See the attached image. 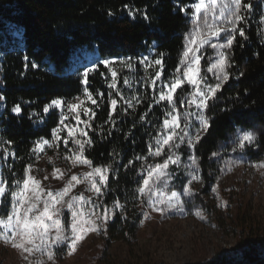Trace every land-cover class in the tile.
Segmentation results:
<instances>
[{"label":"trees","instance_id":"obj_1","mask_svg":"<svg viewBox=\"0 0 264 264\" xmlns=\"http://www.w3.org/2000/svg\"><path fill=\"white\" fill-rule=\"evenodd\" d=\"M190 2L192 0H0V96L4 97L0 110V173L10 190L14 180L23 178L25 166H34L31 149L35 142L41 137L51 140V130L59 123V113L50 110L45 115L44 105L57 97L71 101L82 95L84 86L79 83L82 68L76 67L82 53L95 54L99 60H117L114 66L118 70L117 87L126 96L124 77L136 74L140 102L133 110L113 92L118 104L112 113L116 123L112 124L107 86L111 74L103 65L96 66L98 70L90 74L88 87L99 107L87 104L96 115L89 121L92 128L84 129L93 141L91 146L85 145L84 154L94 165L111 163L113 166L101 209L112 208L114 201L124 205L123 209L114 210L108 222L106 234L104 232L106 245L119 241L130 246L142 221L140 199L134 198L142 162L135 157L147 155L149 143L154 144L152 137L164 119L166 102L156 105L152 89L142 86L143 66L137 64L136 71L129 72L118 61L128 57L138 61L145 55L155 58L157 53L163 52L162 79H171L184 35L190 28V17L181 13L179 7ZM243 2L252 5L250 11L242 10L245 20L239 27L244 29L245 36L236 34L229 53L231 67L226 69L229 80L216 98L209 101L212 107L205 115L209 117L210 128L194 149H189L185 143L177 150L183 163H191L189 156L198 157L199 175L206 187L215 183L216 176L226 170V151L247 164L264 162V0ZM130 10L134 17L128 15ZM154 40L156 45H153ZM33 63L38 67L33 68ZM202 67L208 82L217 83L206 73L207 65L203 63ZM156 70L159 66L149 68L148 72L154 75ZM98 92L103 96L97 95ZM177 93L182 94L181 90ZM149 103L152 109L141 122L140 116L148 111ZM15 105L21 107L19 115L11 111ZM185 110L195 111L178 104V111ZM80 116L81 120L89 119L83 112ZM71 120L68 117L65 124L71 125ZM77 127L84 128V125ZM243 131L251 132L256 139L244 150L232 151V141ZM60 135L67 136V131ZM69 147L77 146L70 140ZM4 149H8L7 159ZM59 151L66 152L62 142ZM214 152L219 155L213 156ZM129 160H133L135 167H124ZM148 162H153L151 157ZM170 171L174 175L167 191L182 194L191 179L190 174H186L189 170L171 165ZM10 206L9 191L2 211L6 213ZM257 232L254 228L249 231L246 246L238 257L224 254L200 264H264V234ZM245 233L242 231L240 236ZM56 253L60 258L64 254L61 247Z\"/></svg>","mask_w":264,"mask_h":264},{"label":"snow or ice","instance_id":"obj_2","mask_svg":"<svg viewBox=\"0 0 264 264\" xmlns=\"http://www.w3.org/2000/svg\"><path fill=\"white\" fill-rule=\"evenodd\" d=\"M127 7V6H125ZM191 9L188 12L187 9ZM250 3H244L243 0H192V2L179 7V11L186 17L191 18V28L185 33L183 38V47L178 57V63L171 75V79H162L164 71L165 53H157L155 58L142 56L138 61L131 57L120 59L118 63L126 67L129 72L136 71L137 64L144 67L145 77L144 87L151 88L153 93V103L160 105L165 103L164 119L159 125L156 134L152 137L154 144L149 143L148 152L145 156H136L135 160L141 161L138 171L140 179L137 181L134 198L140 199L141 203H146L154 212H159L161 216L167 213H186L185 205L187 201L182 196L192 195L190 185L192 181L200 180V166L198 157L189 156L190 164L183 163L180 154L177 151L182 144H187L189 149H194L203 136L207 134L210 123L209 117L205 115L206 110H210L212 105L209 101L214 100L217 93L222 89L225 82L229 80V72L226 70L231 67L230 50L238 33L241 37L245 36V31L239 25L245 20L242 10H251ZM109 15H112L109 12ZM129 16L134 17L133 11H129ZM147 20V15L144 16ZM224 42H219V41ZM156 45V41H153ZM206 46L213 49L216 58L210 60L206 73L212 75L217 83L210 84L208 77L202 74L201 60ZM151 47V46H150ZM227 50V51H226ZM27 59V57L25 58ZM104 68L111 74V82H107L110 89L108 102L111 106L109 112V121L115 124L112 113L116 111L118 101L112 95L120 97L128 108L135 110L136 104L140 102L137 93L133 91L131 97H126L117 87L118 70L114 67L117 60L103 59L99 61ZM154 75L148 72L149 68H156ZM33 68L38 67L36 63ZM96 68H88L82 74L79 83L83 85L82 95L75 96L71 101L62 97L52 99L43 107V113L48 115L50 110L55 109L60 112L59 123L52 128V139L41 137L37 140L31 149V152L39 156L48 148H58L62 142L66 153L64 159L70 161L73 167L78 165L86 166L89 170L79 175L73 174L64 184V187L58 190H51L42 186V181L32 175V165L25 166L22 179L13 181L11 190L7 182L0 178V243L10 245L17 250L27 264H45V261L29 257L39 254L40 257H47V261L55 264L56 249L62 245L67 246V254L72 255L78 244L85 239L89 233L100 234L103 230L106 234L108 222L112 220L114 210L123 209L119 201H114L112 208L104 207L103 197L107 194L109 184V173L112 170V164L94 165L93 161L85 156V145L91 146L93 141L88 138V132L84 129H91L90 120L96 115L92 108L87 104L99 107L93 93L89 90V76ZM103 76L104 73L101 72ZM123 83L126 87H132V80L124 77ZM187 85V88H185ZM181 90L178 95L177 90ZM97 95L103 96L98 92ZM4 100L0 96V101ZM179 107L186 109H195V111L185 110L183 113L178 111ZM66 109V111H65ZM152 109V103L148 105V111L140 116V121L144 122L148 112ZM12 113L19 115L21 113L20 105H15L11 109ZM88 117L87 120H81L80 113ZM69 114L75 120V125L65 124ZM35 115V113H33ZM181 116L183 121L181 122ZM31 118V117H30ZM83 124L84 128H78L77 125ZM199 125L198 127L196 125ZM194 130V134L193 131ZM67 131V136L60 134ZM76 133L79 135L77 136ZM127 138V137H126ZM256 137L249 131H243L232 141L233 149L244 150L251 144ZM77 147H69V141ZM4 143L11 144V141ZM2 147V145H0ZM226 150V149H225ZM8 149H4V158L7 159ZM15 159V154H11ZM111 155V154H110ZM213 156L219 155L214 152ZM151 157L153 162H148ZM157 158H162L157 160ZM51 161V158H49ZM183 166L188 169L191 179L188 185L184 187L182 194L176 191H167L174 173L170 171V166ZM135 167L133 160H129L125 168ZM258 169H264V163L254 165ZM231 171V167L228 168ZM16 174L13 173V176ZM53 179L63 180L65 173L59 168H53L51 173ZM44 180L49 177L45 175ZM78 184H84V191L71 195L72 190ZM11 197V206L4 213L6 193ZM214 193L216 187L212 188ZM85 192L92 193L86 196ZM217 198H219L217 196ZM87 205V210L85 209ZM225 202L221 201L220 206ZM65 209L70 213V218L65 214ZM199 220L204 221L205 216L202 210H196L193 213ZM145 218L148 213H144ZM122 219L126 217L121 216Z\"/></svg>","mask_w":264,"mask_h":264},{"label":"rangeland","instance_id":"obj_3","mask_svg":"<svg viewBox=\"0 0 264 264\" xmlns=\"http://www.w3.org/2000/svg\"><path fill=\"white\" fill-rule=\"evenodd\" d=\"M191 26L190 18V28ZM215 58L213 49L206 46L201 65L204 63L208 66L210 60ZM99 61L95 54L82 53L76 67L82 68L83 73L88 68L102 65ZM128 78L132 80V87L125 86L126 97H131L133 91L138 96L140 86L137 75L131 74ZM2 108V101H0V110ZM56 111L60 115L59 110ZM68 117L72 119L71 125H75L72 114ZM190 131L194 134V130ZM65 153L60 152L59 147L45 146L39 156L34 154L35 164L32 166L31 174L42 181V186L53 191L61 189L71 175H79L89 170L83 165L73 167L70 161L64 159ZM226 153L228 155L224 164L226 170L216 176L215 183L206 187L200 177L203 183L192 181L190 185L192 195L182 196V199L187 201L185 205L187 214L167 213L161 216L159 212L152 211L140 200L142 221L135 240L130 246L119 241L106 245L105 234L101 230L100 234L89 233L78 244L77 250L72 255H68L67 246L62 245L64 254L61 258L56 255L55 264H151L156 262L200 264L224 254L238 257L240 251L246 246L245 238L252 228L264 234V169L254 167L258 164L243 162L233 153L228 151ZM229 166L231 171L228 170ZM54 167L65 173L63 180L52 178L51 173ZM45 175L49 177L48 180L43 179ZM213 187H216V193L212 191ZM84 188V184L76 185L71 195L83 192ZM85 195L91 196L92 193L85 192ZM221 201L225 202L224 206H220ZM85 209L87 210V205ZM196 210H202L205 216L204 221L193 214ZM145 212L148 213L147 218H145ZM65 214L70 218L67 209ZM242 231L246 233L240 236ZM38 258L45 261V264H51L46 256L40 257L36 254L29 257L33 261ZM0 264H27V262L10 245L0 243Z\"/></svg>","mask_w":264,"mask_h":264}]
</instances>
